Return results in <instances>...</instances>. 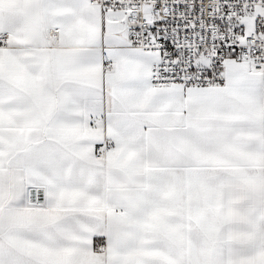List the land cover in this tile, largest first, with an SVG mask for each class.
<instances>
[{"label":"snow or ice","instance_id":"6c2138e0","mask_svg":"<svg viewBox=\"0 0 264 264\" xmlns=\"http://www.w3.org/2000/svg\"><path fill=\"white\" fill-rule=\"evenodd\" d=\"M0 264H264V0H0Z\"/></svg>","mask_w":264,"mask_h":264}]
</instances>
